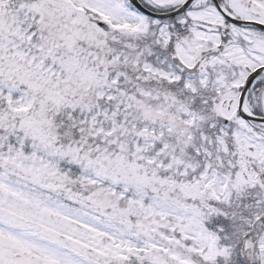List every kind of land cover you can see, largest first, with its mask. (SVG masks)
I'll return each mask as SVG.
<instances>
[{"label":"snow or ice","instance_id":"1","mask_svg":"<svg viewBox=\"0 0 264 264\" xmlns=\"http://www.w3.org/2000/svg\"><path fill=\"white\" fill-rule=\"evenodd\" d=\"M0 264H264V0H0Z\"/></svg>","mask_w":264,"mask_h":264}]
</instances>
